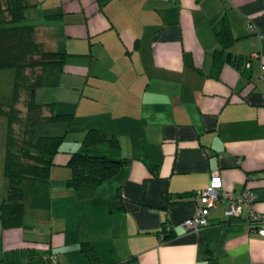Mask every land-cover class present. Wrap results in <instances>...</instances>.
Masks as SVG:
<instances>
[{"label":"crops","instance_id":"obj_1","mask_svg":"<svg viewBox=\"0 0 264 264\" xmlns=\"http://www.w3.org/2000/svg\"><path fill=\"white\" fill-rule=\"evenodd\" d=\"M28 1L23 24L46 50L67 53L45 71L35 99L80 126L68 148L61 143L48 180H22V225L0 224V264H39L48 251L54 264H264V236L226 217V201L210 224L181 225L215 169L224 189L251 188L264 213V0ZM224 23L234 40L216 65ZM13 77L0 69V102L11 100ZM55 126L42 134H59ZM91 127L114 133L119 147L82 146ZM5 133L0 116V200ZM72 151L126 161L103 183L74 188ZM116 195L121 208L112 206Z\"/></svg>","mask_w":264,"mask_h":264},{"label":"trees","instance_id":"obj_2","mask_svg":"<svg viewBox=\"0 0 264 264\" xmlns=\"http://www.w3.org/2000/svg\"><path fill=\"white\" fill-rule=\"evenodd\" d=\"M29 6L28 0H0V69H12L14 72L11 100L0 102V116L6 119L2 167L8 181L7 194L0 200V224L4 228L22 225V180H48L54 155L65 138V134H37L39 125L58 121L71 123L74 120L71 112H56L53 102L39 103L35 99V90L41 85L45 71L62 66L67 53L46 50L35 38L34 26L19 23ZM217 38L220 47L214 53V63L219 65L222 52L234 40L227 23L217 32ZM241 60L236 58L234 62L238 66ZM81 144L85 147H119L114 133L98 127L89 128ZM125 161L124 157L72 151L66 163L71 172L67 185L74 188L82 184L99 185L112 177ZM111 203L113 207L121 208L118 195L111 198ZM165 234L164 238L170 236L169 231ZM81 250L88 253L92 247L84 241ZM52 254L55 253L48 251L36 260L39 264H54Z\"/></svg>","mask_w":264,"mask_h":264},{"label":"built area","instance_id":"obj_3","mask_svg":"<svg viewBox=\"0 0 264 264\" xmlns=\"http://www.w3.org/2000/svg\"><path fill=\"white\" fill-rule=\"evenodd\" d=\"M247 27L254 29V24L248 21ZM256 53H251L250 57L256 56ZM248 64V63H247ZM264 173V170H262ZM199 204L195 213L185 218L181 225L188 230H198L210 224V212L217 206L220 201H226L227 207L223 213L226 217H242L249 227L260 236H264V213H259L254 209L256 194L251 188H244L239 193L228 191L223 188L220 172L215 169L211 172L209 183L206 187L197 190ZM165 231H170V225H164ZM54 260L55 254L51 255Z\"/></svg>","mask_w":264,"mask_h":264},{"label":"rangeland","instance_id":"obj_4","mask_svg":"<svg viewBox=\"0 0 264 264\" xmlns=\"http://www.w3.org/2000/svg\"><path fill=\"white\" fill-rule=\"evenodd\" d=\"M24 19L22 20V21H20L19 23L20 24H23L24 23ZM7 70H11V71H13L12 69H7ZM3 84V83H2ZM4 84H6V81H5V83ZM45 124H52V126H54V125H56L55 127L57 128L58 126V130H57V132L55 131L54 133H61V134H65V138H64V140H63V142H62V144L64 145V147L66 148H68V145L70 144V142H72L71 140L73 139V138H77V133H73V135L71 134V132H73V130H74V128L75 127H78V126H80V123L78 124V121H77V119L75 118L74 120H73V122H71V123H68V122H43V123H41L40 125H39V127H38V129H37V134H42V133H44L46 130H45V128L46 129H48V128H50V127H52L51 125H45ZM71 126V127H70ZM70 132V133H69ZM71 139V140H70ZM68 140H70V141H68ZM62 145V146H63Z\"/></svg>","mask_w":264,"mask_h":264}]
</instances>
